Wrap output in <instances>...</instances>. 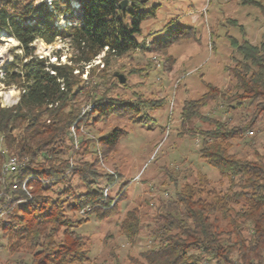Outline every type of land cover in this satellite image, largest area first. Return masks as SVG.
Instances as JSON below:
<instances>
[{
    "label": "trees",
    "instance_id": "1",
    "mask_svg": "<svg viewBox=\"0 0 264 264\" xmlns=\"http://www.w3.org/2000/svg\"><path fill=\"white\" fill-rule=\"evenodd\" d=\"M71 1L52 0L50 9L45 1L0 0V36L5 32L23 51L18 62L2 67V82L7 88H17L20 98L10 107L0 103V247L10 255L27 254L29 260L19 264L91 263L89 246L75 229L91 216L100 221L111 217L126 198L127 184L110 194L119 174L101 169L126 133L116 128L89 137L80 129L89 130L111 115L128 116L137 124L149 119L138 118L137 103L117 106L119 100L109 94L112 84L120 85L114 76L109 82L102 75L99 82L89 83L90 78L81 80L74 71L80 72L103 51L105 62L132 52L167 53L179 35L190 36L183 28L162 41L138 42L141 23L155 14L154 10H142L140 0H128L131 9L127 6L125 10L119 9V0H74L81 11L77 25L61 29L55 23L73 11ZM240 1L264 15L263 1ZM37 39L48 45L57 39L67 40L75 52L69 59L71 65L34 57L31 44ZM244 39L238 43L228 38L240 54V59L226 68L229 85L220 89L208 84L198 99L185 101L178 129V137L200 139L198 158L213 168L220 180H226L227 186L217 192L201 173L193 183L181 176L185 181L174 197L158 200L153 224L148 227V246L140 253L142 262L135 264H210L212 260L217 264H264V156L250 160L230 153L232 142L244 139V133L264 115V35L257 45ZM166 56L173 62L171 55ZM83 94L86 102L93 104V110L85 114L79 106ZM162 100L139 104L156 109ZM211 104L226 112L252 108L253 114L247 123L235 126L204 116L201 110ZM195 120L206 128L190 127ZM71 129L79 135L76 145ZM87 155L90 160L84 159ZM11 158L20 164L4 175L3 167ZM163 172L176 186L182 172L167 168ZM74 179L87 191L78 193L72 185ZM101 182L105 185L99 186ZM237 205L240 210L234 211ZM246 227L249 237L244 235ZM141 232V216L133 208L118 223V234L132 245Z\"/></svg>",
    "mask_w": 264,
    "mask_h": 264
},
{
    "label": "rangeland",
    "instance_id": "2",
    "mask_svg": "<svg viewBox=\"0 0 264 264\" xmlns=\"http://www.w3.org/2000/svg\"><path fill=\"white\" fill-rule=\"evenodd\" d=\"M257 1L264 3V0ZM69 5L73 11L60 16L56 21L58 24L59 20H64L65 25L58 24L61 29L77 25L79 11L75 10L72 2ZM142 5V10H154L155 14L154 17L147 16L141 23L140 34L136 36L138 42L162 41L168 34L183 28L190 31V36L179 35V39L174 41L167 53L154 50L132 52L105 62L103 51L91 64L82 66L80 72L74 71V74L80 75L81 80L90 78L89 83L99 82L102 75L109 82L114 73L122 74L126 79L125 84L118 87L112 84L109 88L110 97L119 100L116 102L117 106L137 103L140 109L138 118H149L146 123L137 124L128 116L111 115L89 130L86 127L80 129L82 134L89 137H97L116 128L126 133L119 139L114 153L109 154L101 163V169L106 173L119 174V181L110 194L115 195L121 185L127 184L126 198L118 204L117 212L111 217L100 221L91 216L75 229L89 246L88 256L92 259L90 264L142 262L140 253L148 246V227L153 224L158 200L161 197L166 200L174 197L175 191L185 181L181 176H186V181L193 183L197 181V173H201L210 181L209 187L212 190L220 192L226 188V180H220L217 172L198 158L200 139L178 137L180 113L183 103L198 99L207 91L208 84L220 89L229 85L226 68L232 67L233 61L240 59V54L230 46L228 38L238 43L245 38V41L257 45L264 35L263 13L256 7L243 5L240 0H147ZM128 8L131 9V6L128 5ZM231 21L241 26L244 33ZM3 40L0 38L2 46ZM37 43L35 40L31 44L34 57L46 59L55 65H71L69 59L75 52L67 40L57 39L49 45L42 41L41 43L52 48L48 55L38 53ZM18 47L17 44L7 48L6 57L0 62V66L18 62L23 56V51ZM166 54L173 57V62L166 58ZM2 85L0 84L1 106L10 107L14 105L19 92ZM9 91H14L15 95L10 96ZM86 99L83 94L79 105L81 114L93 110L92 102H86ZM161 99L163 100L156 109L139 104V101L158 102ZM201 113L241 126L251 119L253 109H229L226 112L224 108L217 109L211 104L202 109ZM190 127L206 128L199 120L193 121ZM71 132L76 145L79 135L73 129ZM230 153L250 160L257 155L264 156V115L251 130L244 133V139L232 142ZM84 159L90 160L91 157L87 155ZM164 168L182 172L176 186L168 181ZM72 185L78 193L87 191L77 179L72 180ZM104 185V182L99 183V186ZM133 208L139 210L142 232L136 243L127 245L118 234V223ZM232 209L239 211L240 205L233 206ZM75 216L79 218L76 213ZM220 226L226 229L225 222H221ZM244 235H251L247 227ZM28 260L25 253L10 255L0 247V264H19ZM210 264L217 263L212 260Z\"/></svg>",
    "mask_w": 264,
    "mask_h": 264
},
{
    "label": "built area",
    "instance_id": "3",
    "mask_svg": "<svg viewBox=\"0 0 264 264\" xmlns=\"http://www.w3.org/2000/svg\"><path fill=\"white\" fill-rule=\"evenodd\" d=\"M43 1H45L46 2V4H47V6L50 8V9H52V0H34V2L35 3H40V2H43ZM72 1H74V0H72ZM71 1V2H72ZM119 1H122V0H119ZM76 4H77V6H74V8H75V10H78L79 11V15L81 14V11H80V4H79V2L78 1H74ZM68 24H70V23H68ZM55 25L56 26H58L59 28H60V26L58 25V24H56L55 23ZM70 26V25H69ZM41 59V58H40ZM2 67L3 66H0V84H3L4 85V83L2 82V80H3V78H4V74H3V70H2ZM2 85V86H3ZM9 88H13V89H15V90H17L18 92H19V95H17V98H15V101L13 102V104L15 105L17 102H18V100H19V98H20V91L17 89V88H15L14 86H12V87H9ZM10 93H11V91H9ZM14 92V91H13ZM9 93V94H10ZM1 94V93H0ZM20 163H19V161L16 159V158H11V159H9V161L6 163V165L3 167V174L4 175H6V174H8V173H10V172H12V171H14L15 169H16V167L19 165ZM106 192V191H105ZM85 214V210H82L81 211V215H84Z\"/></svg>",
    "mask_w": 264,
    "mask_h": 264
},
{
    "label": "bare ground",
    "instance_id": "4",
    "mask_svg": "<svg viewBox=\"0 0 264 264\" xmlns=\"http://www.w3.org/2000/svg\"><path fill=\"white\" fill-rule=\"evenodd\" d=\"M72 4L74 6H77V4L74 1H72ZM58 24L60 26H62V25H65V22H64V20H59ZM0 38L4 39L3 40L4 45L3 46L0 45V62H1L6 57L7 48L10 46H13V45H17L18 43L14 38L7 36L5 32L1 33ZM51 50H52L51 47H49V46H47L41 42L37 43L38 53L48 55ZM14 95H15V93L13 91H11L10 96H14Z\"/></svg>",
    "mask_w": 264,
    "mask_h": 264
},
{
    "label": "water",
    "instance_id": "5",
    "mask_svg": "<svg viewBox=\"0 0 264 264\" xmlns=\"http://www.w3.org/2000/svg\"><path fill=\"white\" fill-rule=\"evenodd\" d=\"M145 1H147V0H141V3H144ZM127 6H128V0H122L118 3V7L121 10H125ZM36 42H42V40L37 39ZM17 43L19 45L18 41H17ZM114 77L118 80V82L120 84H123L126 82V79L122 74L114 73Z\"/></svg>",
    "mask_w": 264,
    "mask_h": 264
}]
</instances>
